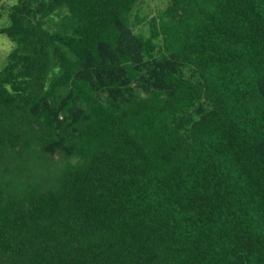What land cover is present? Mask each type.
<instances>
[{
  "label": "trees",
  "instance_id": "16d2710c",
  "mask_svg": "<svg viewBox=\"0 0 264 264\" xmlns=\"http://www.w3.org/2000/svg\"><path fill=\"white\" fill-rule=\"evenodd\" d=\"M142 1L0 22V264H264V0Z\"/></svg>",
  "mask_w": 264,
  "mask_h": 264
},
{
  "label": "rangeland",
  "instance_id": "374dc122",
  "mask_svg": "<svg viewBox=\"0 0 264 264\" xmlns=\"http://www.w3.org/2000/svg\"><path fill=\"white\" fill-rule=\"evenodd\" d=\"M16 2V0H1L2 4V17L0 19L1 24L8 23V11L10 7ZM170 0H143L137 7L135 13L133 14V21H143L139 22L134 26L137 32L148 33L149 23L144 21V18H151L157 15L160 11L164 10ZM13 47V42L6 35L0 34V70L4 67L7 62L8 54Z\"/></svg>",
  "mask_w": 264,
  "mask_h": 264
}]
</instances>
